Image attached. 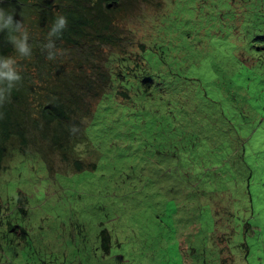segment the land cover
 I'll return each mask as SVG.
<instances>
[{
  "label": "rangeland",
  "instance_id": "1",
  "mask_svg": "<svg viewBox=\"0 0 264 264\" xmlns=\"http://www.w3.org/2000/svg\"><path fill=\"white\" fill-rule=\"evenodd\" d=\"M128 5L144 67L112 74L86 122L94 167L2 162L0 264H264V0Z\"/></svg>",
  "mask_w": 264,
  "mask_h": 264
},
{
  "label": "trees",
  "instance_id": "2",
  "mask_svg": "<svg viewBox=\"0 0 264 264\" xmlns=\"http://www.w3.org/2000/svg\"><path fill=\"white\" fill-rule=\"evenodd\" d=\"M5 1L20 3L23 10H5L19 28L0 31V57L10 58L19 76L0 102V170L6 167L2 162L11 150L24 156L36 152L46 166L51 164L50 153H57L75 170L94 167L75 150L85 124L98 100L112 90V77L123 80L122 73L144 67V56L120 38L119 23L129 14L132 0ZM59 15L67 17V27L50 37V27ZM10 37L17 44L25 40L30 53L21 55ZM50 40L56 53L52 59H48ZM128 91L124 88L126 95ZM7 225L17 233L11 222ZM99 236L108 252L107 230L102 229Z\"/></svg>",
  "mask_w": 264,
  "mask_h": 264
},
{
  "label": "clouds",
  "instance_id": "3",
  "mask_svg": "<svg viewBox=\"0 0 264 264\" xmlns=\"http://www.w3.org/2000/svg\"><path fill=\"white\" fill-rule=\"evenodd\" d=\"M0 19L3 20V23H0V31H3L4 29L8 28H19V22H14L12 15L8 14L5 16V13L3 9H0ZM68 24L67 17L64 15H59L54 19V22L49 30V36H59L64 29H66ZM10 40L12 43L16 46L17 51L21 55H28L30 53V49L27 45V43L22 41L21 43L17 44L16 40L13 37H10ZM50 50L48 51V59L54 58L56 53L52 51L51 49L54 47L53 42L50 40L49 44L47 46ZM13 61L10 58H3L0 57V85H3L5 83V80L8 82L5 87H0V102H2L5 98V93L11 89L12 87V81L18 80L19 76L16 74V72L12 68Z\"/></svg>",
  "mask_w": 264,
  "mask_h": 264
}]
</instances>
